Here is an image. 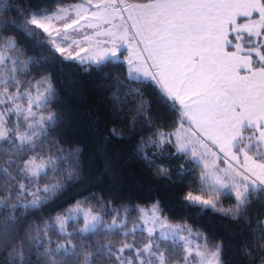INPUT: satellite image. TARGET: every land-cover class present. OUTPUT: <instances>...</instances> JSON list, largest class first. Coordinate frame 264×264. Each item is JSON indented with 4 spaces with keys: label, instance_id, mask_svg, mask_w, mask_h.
<instances>
[{
    "label": "snow or ice",
    "instance_id": "1",
    "mask_svg": "<svg viewBox=\"0 0 264 264\" xmlns=\"http://www.w3.org/2000/svg\"><path fill=\"white\" fill-rule=\"evenodd\" d=\"M69 67L111 73L115 116L132 117L130 132L143 123L135 154L154 176L176 174L178 209L248 220L264 198V0L0 3V264H232L159 199L65 195L89 182L59 129L53 81ZM142 90L169 115L154 118ZM257 223L242 239L249 264H264Z\"/></svg>",
    "mask_w": 264,
    "mask_h": 264
},
{
    "label": "trees",
    "instance_id": "2",
    "mask_svg": "<svg viewBox=\"0 0 264 264\" xmlns=\"http://www.w3.org/2000/svg\"><path fill=\"white\" fill-rule=\"evenodd\" d=\"M79 1L81 0H67V3ZM128 1L143 2V0ZM3 2L4 0H0V3ZM14 2L35 5L50 4L52 0H14ZM39 51V49L36 52L28 51L27 54L36 55ZM107 75L111 73H99L95 70L84 72L69 67L59 76L54 77L53 82L58 96L57 110L61 115L60 134L69 144H76L83 150L82 167L84 174L89 177V182L80 181L65 195L71 196L86 187L102 196H115L126 204L143 205L153 199H159L170 217L176 219L184 217L205 233L218 237L223 242L225 250H231V254L225 259L232 261V264H239L240 261L249 264L243 256L242 239L251 241L254 237L250 233L253 231L256 235L260 234L257 221L264 220V198L253 202L247 212L248 220L241 219L238 222L211 210L196 214L178 209L176 207L178 190L175 184L179 181L176 174H172L171 182L154 176L147 164L136 156L138 137L146 134V130L140 122L135 132H130L132 117L122 115L120 120H117L115 113L120 106L113 101ZM142 91L154 105L152 109L154 118L157 115L161 118L169 115L165 105L152 90ZM124 111L126 112L127 109ZM113 128L120 133V138L110 136ZM171 163L175 164L176 161L173 160ZM185 166L187 167V164ZM230 203L231 201H226L225 206ZM48 210L42 211L46 215ZM259 255V250L253 251L252 259H256Z\"/></svg>",
    "mask_w": 264,
    "mask_h": 264
},
{
    "label": "rangeland",
    "instance_id": "3",
    "mask_svg": "<svg viewBox=\"0 0 264 264\" xmlns=\"http://www.w3.org/2000/svg\"><path fill=\"white\" fill-rule=\"evenodd\" d=\"M76 3H85L86 4L87 3V0H81V1L76 2ZM94 3H95V0H94ZM129 3H133V2H129ZM124 15L126 16L127 14L125 13ZM81 23H85V21H82ZM129 23H131V21H129ZM104 26H106V25H104ZM84 31L85 32H88V33H92L94 31V29H92V28H85Z\"/></svg>",
    "mask_w": 264,
    "mask_h": 264
},
{
    "label": "crops",
    "instance_id": "4",
    "mask_svg": "<svg viewBox=\"0 0 264 264\" xmlns=\"http://www.w3.org/2000/svg\"><path fill=\"white\" fill-rule=\"evenodd\" d=\"M264 221V220H263Z\"/></svg>",
    "mask_w": 264,
    "mask_h": 264
}]
</instances>
